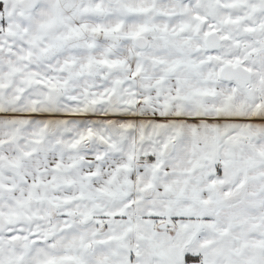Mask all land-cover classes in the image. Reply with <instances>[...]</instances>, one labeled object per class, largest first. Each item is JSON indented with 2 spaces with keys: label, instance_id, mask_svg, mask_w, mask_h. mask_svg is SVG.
I'll return each mask as SVG.
<instances>
[{
  "label": "snow or ice",
  "instance_id": "6c2138e0",
  "mask_svg": "<svg viewBox=\"0 0 264 264\" xmlns=\"http://www.w3.org/2000/svg\"><path fill=\"white\" fill-rule=\"evenodd\" d=\"M0 264H264V0H0Z\"/></svg>",
  "mask_w": 264,
  "mask_h": 264
}]
</instances>
